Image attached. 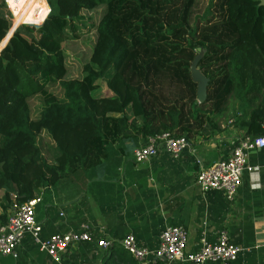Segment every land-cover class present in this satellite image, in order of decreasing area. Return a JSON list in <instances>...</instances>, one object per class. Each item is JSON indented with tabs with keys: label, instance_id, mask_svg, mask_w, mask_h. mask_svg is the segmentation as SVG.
<instances>
[{
	"label": "trees",
	"instance_id": "1",
	"mask_svg": "<svg viewBox=\"0 0 264 264\" xmlns=\"http://www.w3.org/2000/svg\"><path fill=\"white\" fill-rule=\"evenodd\" d=\"M47 2L43 22L44 0H0V228L46 191L85 188L125 141L264 135L259 0Z\"/></svg>",
	"mask_w": 264,
	"mask_h": 264
},
{
	"label": "crops",
	"instance_id": "2",
	"mask_svg": "<svg viewBox=\"0 0 264 264\" xmlns=\"http://www.w3.org/2000/svg\"><path fill=\"white\" fill-rule=\"evenodd\" d=\"M244 138L243 131L223 124L211 139L190 141L195 153L185 151L175 159L161 152L144 164L134 162L133 151L146 140L138 138L134 148L132 140L125 141L127 154L114 152L103 174L85 188L46 191L36 207L41 242L83 232L89 241L73 244L53 259L28 233L15 257L1 258L12 264H135L122 247L127 236L154 252L167 227L182 226L188 232L187 253L200 249L203 231L210 244L226 231L231 243L243 249L229 264H264V149L250 152L252 170L244 173L233 200L220 190L204 193L197 184L201 169L227 162ZM100 242L108 247H99Z\"/></svg>",
	"mask_w": 264,
	"mask_h": 264
},
{
	"label": "built area",
	"instance_id": "3",
	"mask_svg": "<svg viewBox=\"0 0 264 264\" xmlns=\"http://www.w3.org/2000/svg\"><path fill=\"white\" fill-rule=\"evenodd\" d=\"M5 2L8 5V0ZM44 2L49 10L47 0ZM12 15L14 16V13ZM23 25L30 24H21L19 27ZM262 149H264V135L256 138L245 137L227 162H218L209 168L201 169L197 176V184L204 193L220 190L233 200L242 185L244 173L252 170L248 160L250 152ZM185 151L195 153L194 147L186 137L166 133L147 138L145 145L133 151V160L137 164H144L161 152H167L178 159ZM40 201V198L33 199L23 205L15 206L13 215L0 228L1 257H15L19 244L28 233L40 245L41 250L46 251L53 259H58L61 254L66 253L71 245L90 240L89 233L83 232L82 234H57L41 242L39 235L42 228L36 221V207ZM187 243V230L182 226H173L163 231L159 247L154 252L141 248L132 235L123 240L122 247L132 257L135 264H156V262L163 264H229L236 260L243 251L241 247L231 243L226 231L220 233L214 244L208 242L206 231H203L200 238V249L195 253H187ZM99 247L107 248L108 244L100 242Z\"/></svg>",
	"mask_w": 264,
	"mask_h": 264
},
{
	"label": "water",
	"instance_id": "4",
	"mask_svg": "<svg viewBox=\"0 0 264 264\" xmlns=\"http://www.w3.org/2000/svg\"><path fill=\"white\" fill-rule=\"evenodd\" d=\"M259 1H260V5L264 7V0H259ZM201 57H202V53L198 56L196 62L193 64L192 71H194V74L192 73V77L198 83V99L200 102H203L207 97L208 80L202 75L201 71L197 68V61Z\"/></svg>",
	"mask_w": 264,
	"mask_h": 264
},
{
	"label": "rangeland",
	"instance_id": "5",
	"mask_svg": "<svg viewBox=\"0 0 264 264\" xmlns=\"http://www.w3.org/2000/svg\"><path fill=\"white\" fill-rule=\"evenodd\" d=\"M5 4H6V6H7V3H6V2H5ZM7 9H8V11H9V13L11 14V21H12V24L14 25V16L12 15V13H11V11L9 10L8 7H7ZM12 9H13L16 13L19 12V8H18L17 5H14V6L12 7ZM49 13H50V9L47 11L46 17H45L44 19H46V18L48 17ZM13 25H12V28H13ZM0 47H1V45H0ZM69 52H72V51H69ZM192 73L194 74V71H192ZM74 76H75V74H74ZM194 76H195V75H194ZM41 145H42V147H43L45 150H47V149H52V148H50V145H49L48 141H46V140H43V141L41 142ZM49 151H50V150H49Z\"/></svg>",
	"mask_w": 264,
	"mask_h": 264
}]
</instances>
